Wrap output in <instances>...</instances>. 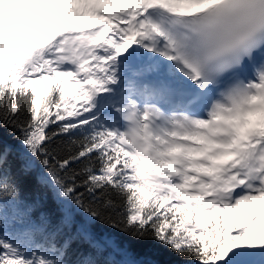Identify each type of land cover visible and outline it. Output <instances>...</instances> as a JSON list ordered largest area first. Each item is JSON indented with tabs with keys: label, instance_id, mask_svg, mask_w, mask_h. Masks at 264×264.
<instances>
[{
	"label": "snow or ice",
	"instance_id": "obj_1",
	"mask_svg": "<svg viewBox=\"0 0 264 264\" xmlns=\"http://www.w3.org/2000/svg\"><path fill=\"white\" fill-rule=\"evenodd\" d=\"M160 254L264 264V0H0V264Z\"/></svg>",
	"mask_w": 264,
	"mask_h": 264
},
{
	"label": "trees",
	"instance_id": "obj_2",
	"mask_svg": "<svg viewBox=\"0 0 264 264\" xmlns=\"http://www.w3.org/2000/svg\"><path fill=\"white\" fill-rule=\"evenodd\" d=\"M145 247H151V245L150 244L149 245H145ZM159 251L161 253L164 252V250H159ZM152 258L161 261L162 264H163L164 261L168 260L169 256L167 254H160V255H153ZM172 259H178V258L172 257Z\"/></svg>",
	"mask_w": 264,
	"mask_h": 264
}]
</instances>
